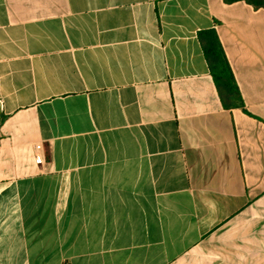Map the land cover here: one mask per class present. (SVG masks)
Returning <instances> with one entry per match:
<instances>
[{
  "label": "crops",
  "instance_id": "obj_1",
  "mask_svg": "<svg viewBox=\"0 0 264 264\" xmlns=\"http://www.w3.org/2000/svg\"><path fill=\"white\" fill-rule=\"evenodd\" d=\"M0 264H264V0H0Z\"/></svg>",
  "mask_w": 264,
  "mask_h": 264
},
{
  "label": "trees",
  "instance_id": "obj_2",
  "mask_svg": "<svg viewBox=\"0 0 264 264\" xmlns=\"http://www.w3.org/2000/svg\"><path fill=\"white\" fill-rule=\"evenodd\" d=\"M231 2L234 0H226ZM257 6V4H255ZM204 57L208 63L213 82L221 98L229 100L228 106L236 104L239 96L228 60L214 29L199 32Z\"/></svg>",
  "mask_w": 264,
  "mask_h": 264
}]
</instances>
